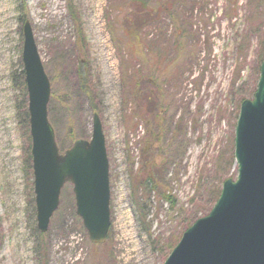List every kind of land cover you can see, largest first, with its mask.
<instances>
[{"label": "rangeland", "instance_id": "374dc122", "mask_svg": "<svg viewBox=\"0 0 264 264\" xmlns=\"http://www.w3.org/2000/svg\"><path fill=\"white\" fill-rule=\"evenodd\" d=\"M134 1L0 0V264H38L40 243L50 264H163L187 230L183 221L208 215L209 196L237 177L235 127L243 98L255 95L264 0H173L158 20L137 22L146 7ZM147 1L152 10L165 0ZM26 21L51 81L59 147L90 139L94 114L102 120L111 195L104 244L90 241L69 182L39 238L20 82ZM149 73L162 86L165 120L182 128L166 176L173 208L136 189L152 102L136 99L134 85Z\"/></svg>", "mask_w": 264, "mask_h": 264}, {"label": "water", "instance_id": "95a60500", "mask_svg": "<svg viewBox=\"0 0 264 264\" xmlns=\"http://www.w3.org/2000/svg\"><path fill=\"white\" fill-rule=\"evenodd\" d=\"M23 36L37 227L47 232L69 182L90 241L103 244L111 224V195L102 120L95 113L91 138L60 150L48 116L51 81L28 21ZM234 144L236 179L223 183L210 213L183 233L163 264H264V60L254 98L241 103Z\"/></svg>", "mask_w": 264, "mask_h": 264}, {"label": "trees", "instance_id": "16d2710c", "mask_svg": "<svg viewBox=\"0 0 264 264\" xmlns=\"http://www.w3.org/2000/svg\"><path fill=\"white\" fill-rule=\"evenodd\" d=\"M170 3L173 4V0H165L164 2H158L157 7L151 9L149 8V1L147 0H135L133 2V6L140 5L144 10L139 9L136 22L141 20H149L155 21L158 20V15L156 12L160 11H167L169 10ZM153 5V4H151ZM136 31V30H135ZM83 59V58H82ZM264 59V53L261 56L259 68L257 72V78L255 84L253 86V94L256 91L257 82L259 79L260 74V66ZM83 65V60H79V67L80 71L78 72L79 75L77 76L80 80L79 83L82 82V78H84V71H81V67ZM85 67V64H84ZM89 72V71H88ZM20 82L24 92V121H25V128L29 132V113H28V98H27V90H26V83L24 77V69L23 65L21 64V72H20ZM155 80L151 79L150 73L146 78L142 81H137L134 85V89L136 90L137 94L135 95L136 99H148L152 102V108L146 112L145 121V129L146 134L143 137V146L141 147V157H142V169L140 176L137 178V188L143 198L150 200L151 197H155L158 200L166 202L168 206L173 208L176 204V197L173 195L171 188L169 187V182L166 178L168 175V171L170 165L173 164L174 158L177 157L178 151H171L172 148H180V146L175 145L177 143V137L179 134H182V128L179 126V123H175V126L172 128V124H169L165 120V115L163 116L162 112L164 111L165 102L162 99H157V94L161 93L163 90L162 86L157 83ZM245 100V98H243ZM242 100V101H243ZM171 128V130L167 129V126ZM168 131L171 136L167 139ZM181 136V135H180ZM28 139L31 138L28 136ZM79 139V138H77ZM88 139V138H84ZM165 139L167 143L165 144ZM76 140V139H75ZM74 140V141H75ZM182 145V144H181ZM70 147V146H69ZM68 148V147H67ZM67 148H61V151H64ZM182 148V146H181ZM30 146L28 147V164L30 170L32 169V160H31V153H30ZM221 186L217 190L215 195L209 196V210L212 209L215 202L218 200V197L221 193ZM210 212V211H209ZM145 221V217H142ZM200 218L198 212L193 214V217L190 221L185 219L183 222H186V229H188L194 222ZM188 222V223H187ZM185 229V230H186ZM45 237V233H41L39 231V238ZM41 242V241H40ZM39 245V244H38ZM174 248V247H173ZM38 252V264H50V256L48 248H44V244L40 243V248H36Z\"/></svg>", "mask_w": 264, "mask_h": 264}]
</instances>
